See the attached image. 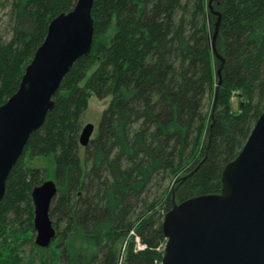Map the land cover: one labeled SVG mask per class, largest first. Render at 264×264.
I'll return each mask as SVG.
<instances>
[{
    "label": "trees",
    "instance_id": "1",
    "mask_svg": "<svg viewBox=\"0 0 264 264\" xmlns=\"http://www.w3.org/2000/svg\"><path fill=\"white\" fill-rule=\"evenodd\" d=\"M7 1L12 34L7 41L0 34V104L16 90L49 20L75 3ZM205 1L93 0L90 51L62 79L6 178L0 264H154L173 204L220 191L224 165L264 105V0L215 2L222 61L211 51ZM92 94L110 100L83 147L81 116ZM24 156L53 162L56 236L45 248L34 243L30 192L47 168ZM132 228L146 247L134 250L131 240L120 260L118 245Z\"/></svg>",
    "mask_w": 264,
    "mask_h": 264
},
{
    "label": "water",
    "instance_id": "2",
    "mask_svg": "<svg viewBox=\"0 0 264 264\" xmlns=\"http://www.w3.org/2000/svg\"><path fill=\"white\" fill-rule=\"evenodd\" d=\"M211 1L208 6L216 20L210 45L222 61L215 48L220 13L211 9ZM92 4L93 0H75L71 9L49 20L16 90L0 104V201L8 174L29 136L53 107V95L62 79L90 51ZM93 129L92 123L81 127L80 146L88 144ZM220 180L218 193L174 203L165 215L160 264H264V105L237 155L224 165ZM55 195L53 179L43 180L30 192L34 243L40 248L56 236L49 216Z\"/></svg>",
    "mask_w": 264,
    "mask_h": 264
},
{
    "label": "rangeland",
    "instance_id": "3",
    "mask_svg": "<svg viewBox=\"0 0 264 264\" xmlns=\"http://www.w3.org/2000/svg\"><path fill=\"white\" fill-rule=\"evenodd\" d=\"M1 2H2V4H0V34L2 36V39L4 41H7L10 39V36L12 34L11 33V20H10V15H9V2L7 0H0V3ZM215 2H217V0H212L210 3L211 9L213 11L217 10L216 6L218 4ZM205 3H206V14H207L208 23L210 22V24L212 25V24H214L216 14L210 10V8L208 6L209 0H206ZM210 41H211V37H210ZM211 51H212V49H211ZM212 53H213V51H212ZM213 55H214V53H213ZM215 58L218 61L220 60L216 56H215ZM217 65H218V63L216 62L215 66L217 67ZM217 69H216V71H217ZM109 100H110V95L98 97V96H95L92 94L88 98L87 107L81 116V127L83 125H85L86 123H92L93 124L94 129H93V132L91 134V138L96 133L98 122L100 120L102 110L104 108H106ZM238 103H239V99L237 97L233 96L231 98L232 108L236 109L238 107ZM208 104H209V102H208ZM207 108H209V105ZM80 156H81V160H83V149H80ZM23 159H24L26 164L39 166L40 168L46 167L48 174L45 177V179H53L52 175L50 174V171H52V169H53V162H52V159L50 156H48V157L36 156L33 158H27V156H24ZM176 177L178 178L179 176H176ZM176 177H174L173 179L175 180ZM173 179L170 181L169 180L165 181L164 185L172 186ZM131 240L135 243V245L138 243L140 245H143V243L140 240V237L137 235V233L134 232V229L133 228L130 229L128 231V233L126 234L125 238L122 240L121 244L118 245L119 246L118 248L120 250V256H119L120 260H121V257H123V254L125 252V249H126L125 245H127L129 243V241H131ZM160 248L162 249L163 247H160ZM21 249H22L21 253L24 255H27L28 252L31 251L29 244L23 245ZM22 262H25V259H23Z\"/></svg>",
    "mask_w": 264,
    "mask_h": 264
},
{
    "label": "built area",
    "instance_id": "4",
    "mask_svg": "<svg viewBox=\"0 0 264 264\" xmlns=\"http://www.w3.org/2000/svg\"><path fill=\"white\" fill-rule=\"evenodd\" d=\"M134 245V250H141L143 248H145V244L143 243V245H140L139 243L135 245V243L133 244ZM154 264H159L158 261H156Z\"/></svg>",
    "mask_w": 264,
    "mask_h": 264
},
{
    "label": "flooded vegetation",
    "instance_id": "5",
    "mask_svg": "<svg viewBox=\"0 0 264 264\" xmlns=\"http://www.w3.org/2000/svg\"><path fill=\"white\" fill-rule=\"evenodd\" d=\"M42 181H43V180H42ZM49 212H50V209H49ZM49 216H50V214H49ZM34 234H35V232H34ZM49 245H50V244H49ZM49 245H48V246H49ZM48 246H47V247H48Z\"/></svg>",
    "mask_w": 264,
    "mask_h": 264
}]
</instances>
